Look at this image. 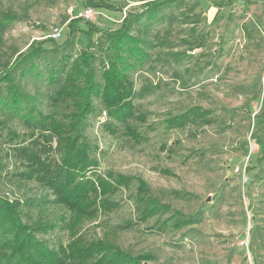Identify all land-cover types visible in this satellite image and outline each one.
<instances>
[{
	"label": "rangeland",
	"instance_id": "obj_1",
	"mask_svg": "<svg viewBox=\"0 0 264 264\" xmlns=\"http://www.w3.org/2000/svg\"><path fill=\"white\" fill-rule=\"evenodd\" d=\"M145 1L0 0V72L30 45L47 41L53 29L60 30L54 42L64 44L70 23L85 8L95 12L92 26L117 30ZM158 14L161 23L141 34L148 58L128 72L134 91L142 93L133 98L134 118L126 123L138 139L108 118L97 99L85 121L84 135L97 162L88 176L131 179L105 195L112 206L98 203L95 217L79 221L70 235V211L44 183L26 176L30 169L21 153L27 147L56 162L55 139L43 154L39 131L1 112L0 199L18 203L23 224L51 225L36 234L49 248L100 240L133 257H152L141 264H264V0H178ZM4 16L12 20L3 21ZM85 22L77 23L71 45L63 50L72 58L88 44ZM12 82L42 115L51 113L50 97L59 83L22 76L19 69ZM5 85L0 83L3 95ZM192 108L207 114L166 128V119ZM139 181L169 210L143 221ZM179 214L194 220L176 229Z\"/></svg>",
	"mask_w": 264,
	"mask_h": 264
},
{
	"label": "trees",
	"instance_id": "obj_2",
	"mask_svg": "<svg viewBox=\"0 0 264 264\" xmlns=\"http://www.w3.org/2000/svg\"><path fill=\"white\" fill-rule=\"evenodd\" d=\"M177 1L144 2L141 8L123 17L117 30H102L85 22L88 44L72 58L63 50L71 45L77 23L81 21L75 19L70 23L69 37L64 44L57 45L55 40L47 39L30 45L0 72V83L6 84L5 94L0 93V112L18 117L25 125L39 131L44 141L40 147L43 154L51 149L48 145L50 140L56 141V162H51L44 155L36 156L27 147H22L21 153L26 157L30 169L26 176L29 179L35 176L44 183L54 195L55 201L70 211V235L74 234L79 221L95 217V206L98 203L102 207L112 206L113 203L105 195L115 192L121 186H127L131 180L126 176L112 174L88 176L97 166L84 135L85 121L96 110L93 100L99 101L108 118L124 126L126 135L138 139V134L127 127L126 123L128 119L134 118L133 98L142 96V93L134 91L128 72L141 66L148 58V46L141 34L161 23L162 18L158 12L162 7ZM92 4L96 8H109L102 3ZM1 18L3 21L12 20L8 16ZM94 34H99L95 41ZM46 43L50 47H45ZM16 69H19L22 76L44 78L49 84L59 83L50 97V114L42 115L32 98L13 84L12 73ZM97 69L100 70L99 79L96 78ZM61 107L67 112L60 113ZM206 114L200 108H192L169 117L165 125L168 129L180 128L190 119L202 118ZM257 120L262 124L258 117ZM107 129L110 133L115 132L112 125H107ZM260 147L264 150V145L260 144ZM138 183L143 221L169 210L147 195L144 182ZM193 220L192 216L179 214L173 226L179 229L191 224ZM52 228L51 225L36 224L30 227L23 224L18 203L0 199V264H141L152 259L148 254L130 256L100 240L89 244L75 240L65 247L49 248L45 242L37 239L36 234ZM96 255L98 257L94 261L88 262Z\"/></svg>",
	"mask_w": 264,
	"mask_h": 264
},
{
	"label": "built area",
	"instance_id": "obj_3",
	"mask_svg": "<svg viewBox=\"0 0 264 264\" xmlns=\"http://www.w3.org/2000/svg\"><path fill=\"white\" fill-rule=\"evenodd\" d=\"M147 1H154V0H146L145 2H147ZM94 14H95V12H94V10L92 9V8H85V9H83L82 11H81V13H79L78 14V16L77 17H75L76 19H81V20H83V21H88V22H90V21H92L93 20V18H94ZM59 37H60V30L59 29H53L52 31H51V33L49 34V36H48V38L49 39H52V40H57V39H59ZM246 164H245V167L240 171V175H241V177H242V180L243 181H245L246 180V177H245V173H246ZM239 171V168L237 167L236 169H235V172H238Z\"/></svg>",
	"mask_w": 264,
	"mask_h": 264
}]
</instances>
